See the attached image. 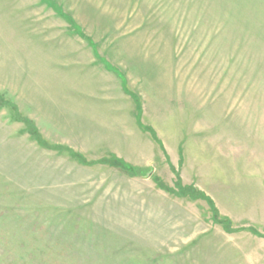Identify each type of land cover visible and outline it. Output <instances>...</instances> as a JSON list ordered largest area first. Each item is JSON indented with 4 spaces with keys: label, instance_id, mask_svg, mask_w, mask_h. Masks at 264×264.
Instances as JSON below:
<instances>
[{
    "label": "rangeland",
    "instance_id": "374dc122",
    "mask_svg": "<svg viewBox=\"0 0 264 264\" xmlns=\"http://www.w3.org/2000/svg\"><path fill=\"white\" fill-rule=\"evenodd\" d=\"M0 99V264H264V0H0Z\"/></svg>",
    "mask_w": 264,
    "mask_h": 264
},
{
    "label": "trees",
    "instance_id": "16d2710c",
    "mask_svg": "<svg viewBox=\"0 0 264 264\" xmlns=\"http://www.w3.org/2000/svg\"><path fill=\"white\" fill-rule=\"evenodd\" d=\"M57 10H58V12L61 13L60 9H57ZM76 29L78 30V28H76ZM102 61L104 62L105 66L108 69L116 72L115 68H113L109 63H107L104 60H102ZM122 83H123V86H125V82H124L123 78H122ZM10 105L13 107L14 110L17 109L15 105H12V104H10ZM136 108H137V112H138L137 113V119H138V121L140 123V119H139L140 108H139L138 104H137ZM14 112H16V111H14ZM21 117H19L17 115L18 120L19 121H21V120L24 121V123L26 124L29 132L36 138L37 142L39 144L45 145L44 141L41 139L36 127L31 122V120L23 118V117L21 118ZM141 126L145 130L149 131L151 136L156 139V135H155L154 131H152L150 128H147L146 126H143L142 124H141ZM52 147L59 148V149H62V150H67L68 152H70L71 156L77 158L80 162H85L84 158L80 154H77L74 151H72V150H70V149H68L66 147H63L61 145H55V146H52ZM100 162L106 163V164H108L110 166H113V167L121 168L123 170L129 171V172H132V173L138 174V175L151 174L150 170L146 171L145 169H143L141 167L131 165V164L127 163L126 161H124V160H122L120 158L114 157V156H112L110 158H107V159H102ZM160 186H161L162 189H164V190H166L168 192H171V193H175V194H178V195H181V196H188V197L194 198V199L202 198V199L206 200L208 202V204L210 205V207H211L212 221L214 223L221 224L222 226H224L226 231H233V229L231 228V221L228 220V219H223V218L219 217L217 208L215 207L213 200L211 198H209L208 196H206L203 192L197 191L193 186L182 185L180 180H178V182L175 184V186L173 188L168 187V186H166V185H164L162 183H160ZM250 230L252 232H254V233H258L256 231V229H254V228H250Z\"/></svg>",
    "mask_w": 264,
    "mask_h": 264
}]
</instances>
